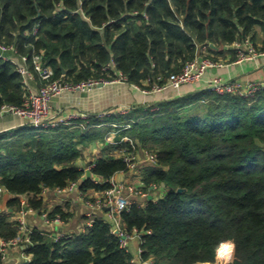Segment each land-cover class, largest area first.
Wrapping results in <instances>:
<instances>
[{
    "label": "trees",
    "instance_id": "trees-1",
    "mask_svg": "<svg viewBox=\"0 0 264 264\" xmlns=\"http://www.w3.org/2000/svg\"><path fill=\"white\" fill-rule=\"evenodd\" d=\"M258 28L264 32V0H0V41L30 58L43 52L56 77L73 83L116 77L103 70L113 61L131 84H164L205 47L215 50L247 38L257 45ZM26 94L16 66L0 58V109L22 106ZM201 101L206 112L184 118L183 110ZM92 117L86 129L26 126L0 132V186L14 195L10 208H23L20 196L31 193L28 206L41 210L44 190L64 189L83 177L77 165L82 145L105 142L110 123L130 124L121 135L158 153V164L144 171L146 182L166 188L163 197L121 213L127 231L141 235L142 260L211 263L217 248L232 242L228 264H264V90L253 98L204 90L135 105L127 114ZM132 148L126 140L106 143L91 169L103 182L89 177L80 189H107L127 169L125 155ZM57 215L66 217L60 207L48 214ZM18 236V222L0 212V237ZM29 236L30 264H133L100 216L79 233L58 237L33 229ZM226 249L232 251H219Z\"/></svg>",
    "mask_w": 264,
    "mask_h": 264
},
{
    "label": "built area",
    "instance_id": "built-area-1",
    "mask_svg": "<svg viewBox=\"0 0 264 264\" xmlns=\"http://www.w3.org/2000/svg\"><path fill=\"white\" fill-rule=\"evenodd\" d=\"M38 28L35 27L34 35H37ZM237 59L246 60L254 58L258 53L257 46L250 39L247 38L244 41L236 43ZM0 58L4 61L11 62L16 66V71L21 74L23 81V89L26 91V98L22 106L15 105H4L0 109V113L11 112L15 115L20 116L25 121V125L29 128L44 130L48 128L64 127L68 126L71 128H88L93 119V115L97 114L100 119H105L109 114V111L99 112V113H89V112H64L59 113L54 107V100L59 96L66 93H87L96 88L112 85L115 83H129L128 78L121 71L116 69L115 62L109 63L103 68L104 71H113L116 75L114 78L102 77L99 79L89 78L87 80L80 81L78 83H73L64 80L63 78H57L55 70L52 66L46 65L44 61V53L34 52L31 58L28 55L19 54L18 49L13 44H6L0 41ZM215 65L214 62L207 58L196 57L193 60L188 61L184 68L178 72L170 75L168 80L164 84L154 83L150 84L149 81L146 85H151V87L142 88L139 85L133 84L137 89L143 90L145 93L161 91L165 88L172 87L175 89L181 88L185 84L196 83L200 81L206 70ZM36 76L40 79V86L38 89L33 88L29 81L34 79ZM158 79H162L159 77ZM131 84V83H130ZM209 92H214L220 95H237L245 98H253L260 91L264 90V81H249L244 82L241 79L226 80L223 77H216L210 81L208 88ZM158 108V107H155ZM130 110L129 108H124L119 114H126ZM79 120H83L78 122ZM116 131L111 132L107 136L108 143L119 144L121 141L126 140L132 143V152L125 155V161L127 163V169L125 171L135 172L137 178V183H132L131 181L118 180L112 177L109 180V187L103 191H97L95 196L90 197L87 203V221L86 227L92 226L96 217L100 212H104L110 220H114V230L120 237L121 246L127 251L130 250L129 239L131 238V233L127 230L122 229V224L117 215L121 216L123 211H128L132 206H145V204L139 202L140 199H146L152 191L163 190L165 191V186L157 185L155 183L149 184L146 182L144 173L141 171L142 165L152 166L158 164L159 157L156 151L144 150L143 162L138 159V148L135 146L133 140L128 136L117 141L114 135L123 129L130 128V124L120 125L117 123H110ZM95 162L90 164L85 171H91ZM80 181L71 182L66 188L58 190H80ZM45 191V190H44ZM5 190L0 186V198L2 197ZM33 210L27 203L24 204L22 210L20 211V216L18 218L19 225V236L16 239L6 241H0V252L2 253L3 259L7 256L9 249L16 248L20 245L23 246L24 261L22 264H30L32 255L27 253L26 248L32 245L30 241L29 234L32 232L26 222V211ZM43 217L49 222L62 224L65 219L60 215L55 218L50 219L48 214H43ZM118 219V220H117ZM138 234L139 232L135 230ZM62 237V236H58ZM228 247L232 251L225 255L220 256L219 250L223 247ZM142 248L139 250L140 257L133 258V264H151V260H142ZM234 258V244L232 242H226L217 248L216 260L210 264H228ZM209 264V263H202Z\"/></svg>",
    "mask_w": 264,
    "mask_h": 264
},
{
    "label": "crops",
    "instance_id": "crops-1",
    "mask_svg": "<svg viewBox=\"0 0 264 264\" xmlns=\"http://www.w3.org/2000/svg\"><path fill=\"white\" fill-rule=\"evenodd\" d=\"M257 39L256 46L259 53L251 59L238 60L233 58L234 50L236 49L235 42L231 46H224L222 48H215L211 50L205 47L201 51V58H207L215 63V65L209 67L203 78L196 82L185 84L179 89L172 87L165 88L161 91L145 93L141 89H137L133 84L130 83H115L112 85L96 88L87 93H66L59 96L54 100V107L59 113L64 112H89V113H101L109 111V114H118L124 108H131L135 105H145L149 106L152 104H160L164 101L176 100L178 98H183L186 96L195 95L198 92H202L208 88L210 81L216 77H223L226 80L241 79L244 82L249 81H264V36L261 34L264 32L258 28L257 29ZM30 85L38 89L40 86V79L36 76L34 79L29 81ZM206 102L201 101L196 105H191L183 110L184 118L187 116L200 115L206 112ZM129 111V110H128ZM127 114V113H126ZM108 115V116H110ZM107 116V117H108ZM108 125V124H107ZM26 127L24 119L20 116L15 115L11 112L0 113V132L17 130ZM116 131L113 128L112 132ZM111 132V135L113 133ZM122 130H119L115 135V140L118 141L120 137L124 138L127 135H121ZM109 141L106 139L103 142L100 139L94 140L87 145H82V156L78 159L77 165L80 168L87 169L88 166L94 163L106 143ZM143 148H138V159L143 162L144 155ZM141 171L146 170L148 166L141 164ZM91 177H94L93 174ZM89 178L87 176V171H85L80 183ZM114 178L118 180L131 181L132 183H137V176L135 172L121 171L117 173ZM97 182H103L100 177H94ZM97 193L96 189H88L84 191L83 189L75 190H45L40 198H43V207L41 210H27L26 211V222L30 229H38L40 231H46L54 233L55 236L71 235L74 233H79L85 229V224L87 221V203L86 201L95 196ZM165 191H152L151 194L146 199H140L141 203L146 204L149 200H157L163 197ZM9 192H4L0 198V212L11 214V220L18 222L20 216V210H14L8 206V201L13 198ZM34 194H24L21 195L22 207L28 202L30 198H33ZM62 208L65 212V221L62 224L53 223L47 221L43 214H51L56 208ZM103 217L107 222L111 224L114 230V220H110L104 212H100L98 217ZM122 224V229L127 230L122 222L121 216L117 215ZM117 219V220H118ZM131 238L129 239V252L132 254L133 258H139L141 249V235L136 233L134 230L131 233ZM3 238L0 237V241ZM23 246L20 245L16 248L9 249L7 256L3 259V264H22L24 261ZM202 264V263H197ZM210 264V263H209Z\"/></svg>",
    "mask_w": 264,
    "mask_h": 264
},
{
    "label": "bare ground",
    "instance_id": "bare-ground-1",
    "mask_svg": "<svg viewBox=\"0 0 264 264\" xmlns=\"http://www.w3.org/2000/svg\"><path fill=\"white\" fill-rule=\"evenodd\" d=\"M228 252H230V253H231V251H230V250H228V249H226V250H221V251H219V255H220V256H222V255H225V254H227Z\"/></svg>",
    "mask_w": 264,
    "mask_h": 264
},
{
    "label": "water",
    "instance_id": "water-1",
    "mask_svg": "<svg viewBox=\"0 0 264 264\" xmlns=\"http://www.w3.org/2000/svg\"><path fill=\"white\" fill-rule=\"evenodd\" d=\"M62 71H63L64 74L66 73V70L64 68H62ZM87 176L91 177L92 176V172L91 171H87Z\"/></svg>",
    "mask_w": 264,
    "mask_h": 264
},
{
    "label": "rangeland",
    "instance_id": "rangeland-1",
    "mask_svg": "<svg viewBox=\"0 0 264 264\" xmlns=\"http://www.w3.org/2000/svg\"><path fill=\"white\" fill-rule=\"evenodd\" d=\"M261 36L263 37L264 36V33L263 34H261ZM159 191V190H158Z\"/></svg>",
    "mask_w": 264,
    "mask_h": 264
}]
</instances>
